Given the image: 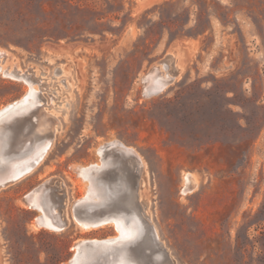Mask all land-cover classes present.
<instances>
[{
  "label": "rangeland",
  "instance_id": "obj_1",
  "mask_svg": "<svg viewBox=\"0 0 264 264\" xmlns=\"http://www.w3.org/2000/svg\"><path fill=\"white\" fill-rule=\"evenodd\" d=\"M0 52V68L33 72L55 128L38 164L0 187V264H70L77 241L119 234L72 218L88 184L77 169L110 140L142 161L137 200L174 264H264V0H0ZM155 69L170 82L147 96ZM28 89L0 71V108ZM47 179L62 230L35 227L22 201Z\"/></svg>",
  "mask_w": 264,
  "mask_h": 264
},
{
  "label": "bare ground",
  "instance_id": "obj_2",
  "mask_svg": "<svg viewBox=\"0 0 264 264\" xmlns=\"http://www.w3.org/2000/svg\"><path fill=\"white\" fill-rule=\"evenodd\" d=\"M2 55L4 53L0 52V56ZM0 71L2 75L21 79L29 86V89L22 96L21 101L15 100L0 108V185L3 186V182L8 177L19 180L38 164L49 147L55 128L52 127L49 115L41 109L42 104L38 96V86L37 88L32 86L36 79H30V75L33 72H29V69L20 72L15 66L11 70H8V68H0ZM39 79L37 80V84L42 89L43 82H39ZM142 79L145 88L144 92L147 96L162 91L170 82V76L164 74V72H159L158 69L144 75ZM64 81L62 80V83H65ZM8 108L9 110H7ZM17 128L30 131L32 140H30V144L25 145L20 150L22 152H6L8 142L14 138V140H17V136H14ZM97 152L100 156V163L80 166L77 169L78 174L88 181L86 193L82 196L81 201H83V204L89 203L96 207L104 203L107 199V191L102 177L105 174V167L111 164L114 158H118V167H121V169L126 168L130 171L132 169L130 162L133 161L134 165H137L142 170V161L134 148L124 145L119 140H110L101 144L97 148ZM184 180L185 184L181 189L182 193L191 190L195 185L191 173H186ZM134 191H129V200L124 204L127 205L128 211L118 212V214H113L108 218H102L96 222L76 220L83 229L113 224L119 232L118 235L113 237L91 240L94 244L85 246V251H83L84 260L78 262V264H138L134 256L136 254V247H131L130 244L135 242L143 234L145 239L144 242L137 245L138 250L148 247L147 235L150 219L147 212L144 211L145 204L142 203V205H139L136 191ZM53 198L55 199L48 188H41L37 193L33 194L32 202L41 211L40 216L42 218L38 219V224L34 223L35 227L44 225L54 230L63 229L60 228V224L57 221L58 219L61 222L63 221L58 209L60 202L58 200L55 203ZM102 241L115 243V248L109 247L108 245H102L103 247L97 245ZM74 246L76 247V243ZM71 263L76 264V258H73Z\"/></svg>",
  "mask_w": 264,
  "mask_h": 264
},
{
  "label": "water",
  "instance_id": "obj_3",
  "mask_svg": "<svg viewBox=\"0 0 264 264\" xmlns=\"http://www.w3.org/2000/svg\"><path fill=\"white\" fill-rule=\"evenodd\" d=\"M21 98L17 99V101H21ZM7 110H9V108ZM19 130L20 129L18 128L16 129L14 136H16V134L19 135L18 133ZM25 133L26 134L28 133V136L23 137V139L19 140L18 139L19 137L17 136V140H14L15 138L10 140L8 142V147L6 149V152H10V151L22 152L20 150H22V148L25 145L30 144V140H32L31 132L26 129ZM117 159L114 158V161L111 164L107 165V167H105V170H104L105 174L102 177L103 184L107 191L106 201L96 207L89 203L83 204V201H81L82 197L75 200L72 203V218L75 220V222H77L76 220L96 222L102 218H108L113 214H118V212L119 213L123 212V210L121 209L127 206L124 204H126L127 200H129V197H128L130 195L129 191L131 192H133L134 190L136 191L138 187V183H139L138 182V172L140 171V168H138L137 165H134L135 171H133L132 169L128 171V169L126 168L121 169V167L118 170V160ZM14 181H17L16 178L8 177L3 182V186L7 185L8 183L14 182ZM52 181L53 179H47L41 182L40 184H38L36 187L29 190L28 192H26L22 196V201L28 207L36 209L37 211L40 212L34 217L35 224H38V219L41 218L40 216L41 211L32 202V196L34 193H37L41 188H48L50 189V192H51L53 188L56 187V191H58L59 187L57 185L53 187L51 185ZM56 198H58L60 201L58 209L60 211V216H62L63 218L62 219L63 224L61 225L62 222L59 219L57 221L60 224V228L64 229L67 225V218L62 212V209L64 207V203L62 201L63 197L61 195H57ZM37 227H45V226L39 225ZM45 228H48V227H45ZM50 230H54V229H50ZM148 231H149L147 235L148 247H146L145 249L141 248L138 250L137 245L144 242V239H145L143 234L141 235L140 238L135 240V242L130 244L131 247L133 246L136 247V254L134 256L136 257V261L138 262V264H174V260L168 254V251L166 250V248L162 245V242L159 240L156 234V231L151 223H150V226L148 227ZM92 244H94V242H91L88 240L77 241L76 242L77 251L72 257L71 261L73 260V258H76V264H78V262L84 260L83 251H85V246L92 245ZM114 244L115 243L113 242L102 241V242H99L97 245L101 247H103L102 245H108L109 247L115 248ZM71 261H70V264H73L71 263Z\"/></svg>",
  "mask_w": 264,
  "mask_h": 264
},
{
  "label": "crops",
  "instance_id": "obj_4",
  "mask_svg": "<svg viewBox=\"0 0 264 264\" xmlns=\"http://www.w3.org/2000/svg\"><path fill=\"white\" fill-rule=\"evenodd\" d=\"M195 46H196V44L194 42L185 41V45L182 44L177 49V51H178L179 55L183 58V56L184 57L188 56L187 52L194 50L196 48Z\"/></svg>",
  "mask_w": 264,
  "mask_h": 264
}]
</instances>
